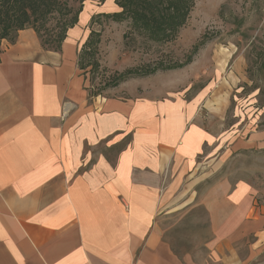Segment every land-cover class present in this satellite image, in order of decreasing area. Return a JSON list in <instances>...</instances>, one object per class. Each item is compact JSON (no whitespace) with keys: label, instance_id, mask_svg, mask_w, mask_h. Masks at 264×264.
Returning <instances> with one entry per match:
<instances>
[{"label":"crops","instance_id":"crops-1","mask_svg":"<svg viewBox=\"0 0 264 264\" xmlns=\"http://www.w3.org/2000/svg\"><path fill=\"white\" fill-rule=\"evenodd\" d=\"M98 10L83 6L61 50L32 27L2 41L0 264H261L264 213L245 183L205 192L212 236L200 260L157 228L217 133L200 122L201 97L91 95L79 59ZM227 96L208 108L223 112ZM100 144L108 151L88 150Z\"/></svg>","mask_w":264,"mask_h":264},{"label":"rangeland","instance_id":"rangeland-1","mask_svg":"<svg viewBox=\"0 0 264 264\" xmlns=\"http://www.w3.org/2000/svg\"><path fill=\"white\" fill-rule=\"evenodd\" d=\"M89 3L99 6L89 23L96 51L86 61L99 64L87 68L91 93L104 101L132 94L201 97L200 122L217 133L215 144L167 194L157 219L177 253L200 260L212 236L202 200L213 185L247 184L264 213V0H197L178 37L164 44L142 38L126 44L128 22L104 15L120 9L116 0H85L83 6ZM129 68L157 69L110 86ZM223 92L228 93L223 112H213L207 101ZM91 149L108 151L104 144Z\"/></svg>","mask_w":264,"mask_h":264},{"label":"trees","instance_id":"trees-1","mask_svg":"<svg viewBox=\"0 0 264 264\" xmlns=\"http://www.w3.org/2000/svg\"><path fill=\"white\" fill-rule=\"evenodd\" d=\"M85 0H0V54L4 39L14 42L21 29L32 27L36 30L43 46L61 50L70 28L75 26ZM104 1V0H103ZM197 0H116L119 10L104 15L116 22H128L124 33L125 43L142 38L143 43L164 44L174 41L186 25ZM78 4V7H75ZM95 15L93 16V20ZM89 34L80 53L79 66L88 77L87 68L99 65L98 61H86L92 46ZM98 40L94 42L96 44ZM200 46V45H199ZM197 46V48H199ZM181 66V65H179ZM157 69V68H156ZM156 69L129 68L117 73L115 86L134 76L151 74ZM89 78V77H88ZM91 95H98L91 93Z\"/></svg>","mask_w":264,"mask_h":264}]
</instances>
